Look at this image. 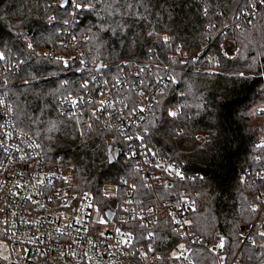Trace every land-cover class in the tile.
Listing matches in <instances>:
<instances>
[{"label": "trees", "instance_id": "trees-1", "mask_svg": "<svg viewBox=\"0 0 264 264\" xmlns=\"http://www.w3.org/2000/svg\"><path fill=\"white\" fill-rule=\"evenodd\" d=\"M60 1L0 0V94L15 127L32 136L46 158L72 163L75 189L88 191L102 208L108 180L133 182L143 205L192 197L196 232L205 238L218 230L243 264H259L264 248L242 241L239 231L254 218L253 175L263 154L264 115L257 107L264 104V5L258 0H68L61 7ZM248 9L254 16L247 25L240 17ZM232 35L239 48L228 59L220 43ZM67 38L74 40L73 49L64 45ZM74 51L77 59L69 60ZM95 72L112 82L107 95L114 117L139 111L142 93H149V107L135 127L152 152L182 168L181 179L148 187L126 154L131 140L90 114L95 100H85L79 114L68 111L69 95L87 88L96 98L94 80L81 86L84 76ZM175 103L180 107L170 115ZM174 235L169 221L154 228L158 264H174L168 257Z\"/></svg>", "mask_w": 264, "mask_h": 264}, {"label": "built area", "instance_id": "built-area-1", "mask_svg": "<svg viewBox=\"0 0 264 264\" xmlns=\"http://www.w3.org/2000/svg\"><path fill=\"white\" fill-rule=\"evenodd\" d=\"M258 1L264 5V0ZM75 7L80 8V4L75 3ZM253 16L254 10L248 9L240 19L248 25ZM73 44L71 38L64 41L72 49ZM237 49L233 35L222 39L220 52L224 57H235ZM58 57L65 60L64 54ZM77 57L74 51L68 59ZM171 58L174 60L175 55ZM101 77L97 72L84 76L81 86L94 80L97 96L94 98L87 88L69 95L64 99L68 111L79 114L85 100H95L90 114L117 127L121 136L131 140L126 154L134 159L148 187L169 186L181 179L182 168L152 152L135 127L142 111L149 107V93H142L139 111L114 117L113 101L107 95L112 82ZM179 107L175 103L168 112ZM0 108V264H158L161 255L155 250L153 236L154 228L163 220L172 223L175 232L168 252L174 264H243L238 252L231 254L225 247V238L218 230L205 238L196 232L192 197L181 194L143 205L137 200L133 182L108 180L103 186L107 206L102 208L88 191L75 189L72 163L59 156L46 158L39 143L15 127L4 94H0ZM257 113L264 115V104L257 107ZM259 146L263 150L261 164L253 175L256 210L253 220L240 226L239 234L242 241L264 248V129ZM194 254L201 258L194 259ZM259 264H264V258Z\"/></svg>", "mask_w": 264, "mask_h": 264}, {"label": "water", "instance_id": "water-1", "mask_svg": "<svg viewBox=\"0 0 264 264\" xmlns=\"http://www.w3.org/2000/svg\"><path fill=\"white\" fill-rule=\"evenodd\" d=\"M68 0H61L60 1V6L63 7L66 3H67ZM107 215L110 216L111 215V212L107 211Z\"/></svg>", "mask_w": 264, "mask_h": 264}, {"label": "rangeland", "instance_id": "rangeland-1", "mask_svg": "<svg viewBox=\"0 0 264 264\" xmlns=\"http://www.w3.org/2000/svg\"><path fill=\"white\" fill-rule=\"evenodd\" d=\"M235 38V36H233ZM236 43H237V47H238V42L237 40L235 39ZM239 48V47H238ZM237 53H238V49H237ZM237 55V54H236Z\"/></svg>", "mask_w": 264, "mask_h": 264}, {"label": "snow or ice", "instance_id": "snow-or-ice-1", "mask_svg": "<svg viewBox=\"0 0 264 264\" xmlns=\"http://www.w3.org/2000/svg\"><path fill=\"white\" fill-rule=\"evenodd\" d=\"M170 115H175L174 113H170ZM101 222H103V221H101Z\"/></svg>", "mask_w": 264, "mask_h": 264}]
</instances>
